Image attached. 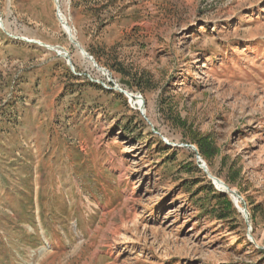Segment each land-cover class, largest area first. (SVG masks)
Segmentation results:
<instances>
[{"label": "rangeland", "instance_id": "374dc122", "mask_svg": "<svg viewBox=\"0 0 264 264\" xmlns=\"http://www.w3.org/2000/svg\"><path fill=\"white\" fill-rule=\"evenodd\" d=\"M59 4L109 73L55 0H0V264H264V0ZM193 131L249 223L197 194Z\"/></svg>", "mask_w": 264, "mask_h": 264}, {"label": "trees", "instance_id": "16d2710c", "mask_svg": "<svg viewBox=\"0 0 264 264\" xmlns=\"http://www.w3.org/2000/svg\"><path fill=\"white\" fill-rule=\"evenodd\" d=\"M118 71L125 73L124 69L121 67L118 68ZM175 120H177L176 122H178L179 124L185 125L184 121H182L181 118H177ZM191 137L193 142L197 144L200 154L205 159L210 160L216 154L215 148L213 147V145L206 136L193 131ZM167 148L169 149V147ZM11 154L15 156L17 155V153L15 152ZM15 165L16 167L20 168L22 172H29L31 169V165L28 159H18ZM21 184H24V182H22ZM20 186L22 185H19L17 188H19ZM27 187L30 188V185H27ZM199 188L200 189L197 190V194L205 193L204 199H208V201L213 202L210 208V213L214 214L217 217V219L227 220L230 219L234 214H238L237 209L235 208L233 202L228 197V195L222 192H218L212 184L203 185Z\"/></svg>", "mask_w": 264, "mask_h": 264}, {"label": "water", "instance_id": "95a60500", "mask_svg": "<svg viewBox=\"0 0 264 264\" xmlns=\"http://www.w3.org/2000/svg\"><path fill=\"white\" fill-rule=\"evenodd\" d=\"M55 2H56V6H57V17H58L60 23H61V24L63 25V27H64L63 21H62V19L59 17L60 14H61V13H60V4H59V0H55ZM0 24H1V27H2L3 29H5V28H4V23H3V21H2L1 19H0ZM6 33H7L8 35H10L8 32H6ZM10 36H12V35H10ZM69 38H70V41H71L73 44H75V45H76V46H77L82 52H84L85 56L88 57V59L94 63L95 67H96L98 70H103V71L106 70V71L109 73V70H107L106 68L101 67V66L98 65V63L96 62V60L94 59V57L91 56V55H90V54H89L84 48H82V46L79 44V42L76 41V38H75V37H73L72 35H70ZM37 43H38L39 45H43V46H44L45 48H47V49H48V48H51V50H55V51H57L56 48H55L54 46L50 47L48 44H45V43H43V42H41V41H38ZM62 50H63V51H66L65 49H62ZM57 53H58V52H57ZM58 55H59V56H62V57H64V58H66V59H67V63H68V65L70 66L71 70H72L73 72H75V68H74V65H73V63H72L71 57L69 56V53L67 52V53H65V55H61V54L58 53ZM110 75H111V74H110ZM110 81H111V80H110ZM112 89H113V88H112ZM114 89L117 90V91H119L120 93L124 94V95H125L126 97H128L129 99H132V98H136V97H137L136 95H133L131 92H129V91H127V90L121 88L118 84H115V85H114ZM139 97H141V98L144 100V102H145V99H144L142 96H139ZM142 106H144V104L141 105V107H140L139 110H140V112L142 113V115L145 116V110L142 109ZM145 117H146V116H145ZM153 131L156 132L155 130H153ZM156 133H158V132H156ZM159 134H160V133H159ZM162 139L165 141V143H166L168 146L173 145L172 143L168 142L167 139H165L164 137H162ZM182 146L189 147L187 144H182ZM190 147L195 151L196 155L198 156L199 153H200L199 150H198V148H197L196 146H194V145H191ZM199 162H200V160H199ZM200 168L203 169V170L205 171V173L207 174V176L213 181V184L215 185V187H216V189H217L218 191H220V192H222V193H224V194H228V195L230 196L229 191L231 190V188L227 185V189H228V190H224V191L219 190L218 187H217V181H218V182H221L220 179L217 178V177H215V176H213V175L210 173V171L208 170V167H207V165H206L205 163H200ZM229 189H230V190H229ZM235 194L240 198V201H244V199L241 198V197L238 195L237 192H235ZM230 199H231V196H230ZM231 201H232L233 204L235 205L236 209H237L239 212H241V213L243 214V216H244L246 222L249 223V217H248V212H247V210L242 209L241 206L239 207L238 204H237L236 202H234L232 199H231ZM249 236L252 238V235H251L250 231H249ZM261 248L264 249V247H261Z\"/></svg>", "mask_w": 264, "mask_h": 264}, {"label": "bare ground", "instance_id": "6f19581e", "mask_svg": "<svg viewBox=\"0 0 264 264\" xmlns=\"http://www.w3.org/2000/svg\"><path fill=\"white\" fill-rule=\"evenodd\" d=\"M59 17L62 19L63 24H64V28L66 29L67 33H68L69 35H72L73 37H75L74 34L72 33V27H71V26L69 25V23L67 22V19H66L65 15H64L63 13H61ZM26 42H28V43H30V44H35V43H34L35 40H33V39H29V38H28V39L26 38ZM49 46L52 47L51 45H49ZM49 49H51V48H49ZM80 52H81V55H82L85 59L89 60L88 57L85 56L84 52H82L81 50H80ZM65 53H67V51L60 50V52H59V54H61V55H65ZM89 61H90V60H89ZM90 62L93 64V66H95L94 63H93L92 61H90ZM101 72H102L104 75H108V73H107L106 70H104V71L101 70ZM132 102L135 103V105L137 106L138 109H140L141 105L145 103L144 100H143L141 97H139V96H137L136 98H132ZM142 109H143V110L146 109V108H145V105L142 106ZM220 181H221V182H218V181H217V187H218V189L221 190V191L228 190V189H227V184H226L225 182H223V180H221V179H220ZM229 190H230V189H229ZM235 192H236L235 189H231V190L229 191V194H230L232 200H233L234 202H236V203L238 204V206L240 207V198L235 194Z\"/></svg>", "mask_w": 264, "mask_h": 264}, {"label": "built area", "instance_id": "2783aa9c", "mask_svg": "<svg viewBox=\"0 0 264 264\" xmlns=\"http://www.w3.org/2000/svg\"><path fill=\"white\" fill-rule=\"evenodd\" d=\"M17 39H19V40H23V41H25L26 42V38L25 37H18ZM30 44V43H29ZM113 83V85H115V84H117L115 81H113V80H111L110 81V83ZM133 94V93H132ZM136 96H142V95H140V94H136ZM143 97V96H142ZM130 101H131V99H130ZM198 160H200V162H202V163H204V161L202 160V158L201 157H198Z\"/></svg>", "mask_w": 264, "mask_h": 264}, {"label": "crops", "instance_id": "0c3cea01", "mask_svg": "<svg viewBox=\"0 0 264 264\" xmlns=\"http://www.w3.org/2000/svg\"><path fill=\"white\" fill-rule=\"evenodd\" d=\"M35 39H37L36 37H35ZM17 44H21V43H17ZM24 44V43H23ZM24 46H27V47H33V45H28V44H25Z\"/></svg>", "mask_w": 264, "mask_h": 264}]
</instances>
